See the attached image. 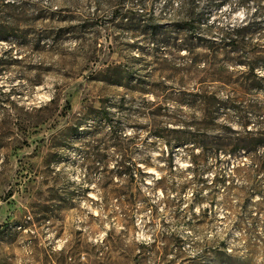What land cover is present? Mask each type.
<instances>
[{
  "label": "rangeland",
  "instance_id": "1",
  "mask_svg": "<svg viewBox=\"0 0 264 264\" xmlns=\"http://www.w3.org/2000/svg\"><path fill=\"white\" fill-rule=\"evenodd\" d=\"M189 1L194 34L168 42L185 51L139 32L182 20ZM256 9L227 0L210 15L226 26ZM204 50L202 0H0V264H264V151L191 145L225 123L220 110L203 129L192 103L222 86ZM161 88L167 126L192 133L171 153L144 108Z\"/></svg>",
  "mask_w": 264,
  "mask_h": 264
},
{
  "label": "trees",
  "instance_id": "2",
  "mask_svg": "<svg viewBox=\"0 0 264 264\" xmlns=\"http://www.w3.org/2000/svg\"><path fill=\"white\" fill-rule=\"evenodd\" d=\"M190 2V1H189ZM227 0H202V42L204 43V55L202 56L203 71L222 86H202V93L197 92L192 103L202 108V128L210 129L213 121L220 110L224 111L223 121L226 123L219 128L221 136H215L209 140L202 135V146L193 140L192 146L199 147L202 154L206 152L215 155L233 154L237 150L246 153H253L256 150L264 151V130L261 125L264 123V101H248L252 93L262 91L264 96V40L254 42V37L261 36L264 31V0H235V6L247 7L250 2L257 5L254 14L248 15L239 24L230 23L226 26H219L212 18ZM143 6L148 4L141 3ZM192 3L186 2L180 10L187 13L185 18L179 21H171L168 24L148 25L143 23L140 26V33L151 44H166L170 52L179 53L185 51L186 46H169L168 42H188L194 34L195 15L192 12ZM187 6V7H186ZM211 14V15H210ZM125 22L134 21V16H122ZM135 22V21H134ZM169 30V31H168ZM171 45V44H170ZM189 51V50H187ZM246 59L248 62L238 60ZM260 60V61H259ZM158 61V59H156ZM165 63L166 60H161ZM157 63V62H156ZM161 65V64H158ZM243 71L239 79L232 80L231 69L235 67ZM168 89L159 90L154 95L153 101H145L144 108L149 110L148 119L152 122L154 138L161 142L169 153L176 146L182 148L189 144L191 132L185 127L171 128L167 123H173V117L168 113V103L173 96ZM183 99V100H182ZM184 98L177 94L174 102H183ZM233 115V116H232ZM234 119L239 131L231 128L228 124ZM254 120L256 128H249V123ZM206 134V133H205ZM224 134V135H223ZM216 163L218 161L216 160ZM121 173V172H120ZM126 170L122 172L125 175Z\"/></svg>",
  "mask_w": 264,
  "mask_h": 264
}]
</instances>
